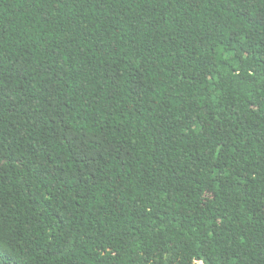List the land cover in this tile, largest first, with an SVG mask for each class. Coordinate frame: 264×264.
Returning <instances> with one entry per match:
<instances>
[{
	"label": "trees",
	"instance_id": "obj_1",
	"mask_svg": "<svg viewBox=\"0 0 264 264\" xmlns=\"http://www.w3.org/2000/svg\"><path fill=\"white\" fill-rule=\"evenodd\" d=\"M0 264H264V0H0Z\"/></svg>",
	"mask_w": 264,
	"mask_h": 264
}]
</instances>
